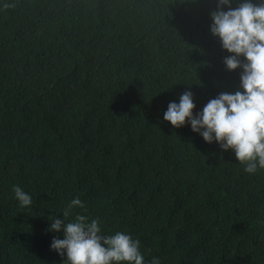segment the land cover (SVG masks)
Returning <instances> with one entry per match:
<instances>
[{
  "label": "trees",
  "instance_id": "trees-1",
  "mask_svg": "<svg viewBox=\"0 0 264 264\" xmlns=\"http://www.w3.org/2000/svg\"><path fill=\"white\" fill-rule=\"evenodd\" d=\"M214 8L0 0V264H66L47 229L75 197L84 208L70 219L130 234L145 264H264V169L248 174L230 150L163 120L185 90L196 111L238 87L209 32Z\"/></svg>",
  "mask_w": 264,
  "mask_h": 264
},
{
  "label": "clouds",
  "instance_id": "clouds-1",
  "mask_svg": "<svg viewBox=\"0 0 264 264\" xmlns=\"http://www.w3.org/2000/svg\"><path fill=\"white\" fill-rule=\"evenodd\" d=\"M209 15V32L228 53L224 66L229 72L239 69L238 87L219 92L196 111L193 92L185 90L178 102L167 103L163 120L177 128L187 124L205 143L230 150L244 172L256 174L264 169V0H215ZM12 191L19 207L32 205L31 194L23 188L13 185ZM74 208H84L79 197L59 218H48L47 232L63 237L53 235L49 249L66 264H145L138 239L121 231L105 235L96 218L76 214L70 219ZM150 264L161 262L152 257Z\"/></svg>",
  "mask_w": 264,
  "mask_h": 264
}]
</instances>
